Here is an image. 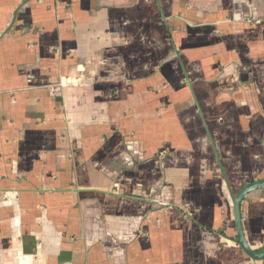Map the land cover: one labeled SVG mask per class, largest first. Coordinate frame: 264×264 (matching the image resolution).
<instances>
[{"label":"crops","instance_id":"1","mask_svg":"<svg viewBox=\"0 0 264 264\" xmlns=\"http://www.w3.org/2000/svg\"><path fill=\"white\" fill-rule=\"evenodd\" d=\"M262 180L264 0H0V264H264Z\"/></svg>","mask_w":264,"mask_h":264},{"label":"water","instance_id":"2","mask_svg":"<svg viewBox=\"0 0 264 264\" xmlns=\"http://www.w3.org/2000/svg\"><path fill=\"white\" fill-rule=\"evenodd\" d=\"M260 189H264V180L244 187L234 196L231 194L232 207H233V221L236 230L237 243L241 248V250L243 251V253L253 260L264 259V252L261 254H255L247 245L241 223V203L247 194Z\"/></svg>","mask_w":264,"mask_h":264}]
</instances>
